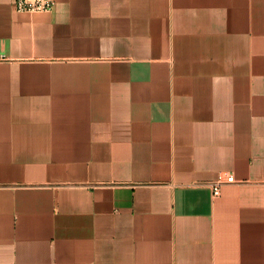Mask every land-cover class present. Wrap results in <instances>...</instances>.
Listing matches in <instances>:
<instances>
[{
	"label": "crops",
	"instance_id": "obj_1",
	"mask_svg": "<svg viewBox=\"0 0 264 264\" xmlns=\"http://www.w3.org/2000/svg\"><path fill=\"white\" fill-rule=\"evenodd\" d=\"M56 1L0 0V264H264V0Z\"/></svg>",
	"mask_w": 264,
	"mask_h": 264
},
{
	"label": "built area",
	"instance_id": "obj_2",
	"mask_svg": "<svg viewBox=\"0 0 264 264\" xmlns=\"http://www.w3.org/2000/svg\"><path fill=\"white\" fill-rule=\"evenodd\" d=\"M56 3V0H14V6L19 12H49L54 10ZM233 181L234 175L232 174L226 177L219 175L216 180L209 183L212 188L213 195L219 196L223 183Z\"/></svg>",
	"mask_w": 264,
	"mask_h": 264
}]
</instances>
